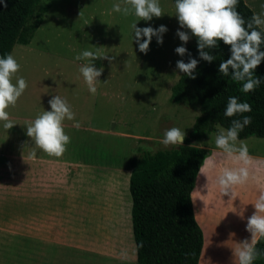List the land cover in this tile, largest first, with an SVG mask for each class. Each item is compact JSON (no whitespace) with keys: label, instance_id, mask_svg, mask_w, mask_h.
Here are the masks:
<instances>
[{"label":"rangeland","instance_id":"1","mask_svg":"<svg viewBox=\"0 0 264 264\" xmlns=\"http://www.w3.org/2000/svg\"><path fill=\"white\" fill-rule=\"evenodd\" d=\"M245 1L254 14L264 12V0ZM116 3L122 8L130 7L125 0L40 1L39 7L48 9L42 25L29 44H16L11 53L20 65L17 76L23 77L28 87L15 107L7 109L15 126L8 130L0 122V151L30 153L28 124L44 111H51L49 100L53 96H60L70 105L75 119H66L63 124L70 137L71 152L48 157L72 167V191L64 194L65 205L59 202L56 208L70 214L71 226H79L83 220V243L87 247L83 251V264H132L127 260L132 247V256L136 252L128 178L132 171L130 160L143 151L180 147L162 145L164 132L177 127L188 137L200 114L170 100L172 87L182 74L176 62L185 61L186 57L179 56L175 49L187 48L191 43L190 39L183 44L176 34L178 29L187 30L180 28L173 1L159 0L164 16L151 21L113 11ZM133 23L140 28L166 26L163 44L153 37L148 53H141L134 42ZM84 50L108 56L94 61L97 69L104 68L95 95L89 92L80 72L89 61L75 59ZM222 129L226 130L218 126L216 132L205 138L208 148L217 149L215 137ZM239 141H243L248 152L264 155V139L252 137L238 140L237 144ZM206 168L204 165L202 173ZM79 169H83L80 177L76 172ZM76 177L82 179L78 185ZM208 191L211 199L218 193L215 188ZM24 193V213L18 218V226H23L26 232L33 223L31 188L25 187ZM10 221L14 225L16 219ZM106 241L118 244L126 261L106 258L109 251L95 249L97 255L93 253V243L106 249ZM112 244L109 245L115 248ZM200 264L235 263L218 261L214 248L206 241Z\"/></svg>","mask_w":264,"mask_h":264},{"label":"trees","instance_id":"2","mask_svg":"<svg viewBox=\"0 0 264 264\" xmlns=\"http://www.w3.org/2000/svg\"><path fill=\"white\" fill-rule=\"evenodd\" d=\"M40 1L7 0L6 8L0 3V57L11 54L16 44L31 42L48 11L39 7ZM237 11L246 23L254 14L245 0H238ZM257 30L264 34L263 29ZM187 50L199 61L194 73L197 78L193 80L182 73L172 87L170 100L200 113L192 131L180 147L143 151L130 160L129 192L137 264H200L204 234L195 216L192 192L204 159L211 153L205 138L218 126L227 130L233 120L250 116L252 122L239 133L238 140L264 139V62L254 73L262 79L261 84L245 94L241 91L242 82L231 78V69L228 76L219 72L220 62L231 56L229 46L220 41L218 48L209 50L215 56L212 63L200 59L195 37ZM261 50L264 51V44ZM188 60L186 55L185 62ZM233 96L238 102L250 104L252 111L226 117L224 112ZM256 249L261 255L253 264H264V238L258 240Z\"/></svg>","mask_w":264,"mask_h":264},{"label":"clouds","instance_id":"3","mask_svg":"<svg viewBox=\"0 0 264 264\" xmlns=\"http://www.w3.org/2000/svg\"><path fill=\"white\" fill-rule=\"evenodd\" d=\"M3 6L7 7V0H0ZM130 7H121L119 3L113 4V11L128 16L134 14L140 21H151L154 17H163V9L159 0H125ZM238 0H175L176 16L181 29L177 30V36L183 44H187L192 37L197 40L200 59L208 63L215 60V56L209 50L216 49L222 41L230 47L231 56L219 64V72L228 76L231 69V78L236 82H242L241 91L245 94L254 91L262 82V79L254 75L258 66L264 62V51L261 45L264 44V34L257 29L264 28V12L253 14L249 21L237 11ZM81 15V13H80ZM246 25V26H245ZM134 42L138 45L141 53L147 54L153 37L157 38L158 44H163V34L168 29L161 25L158 29L152 27H137L132 24ZM189 33L191 35H189ZM146 38V39H145ZM95 47V46H94ZM175 52L184 57L188 55L186 63L183 59L176 62L180 73L188 78L196 79L194 73L197 70L199 61L191 57L187 48L179 46ZM108 59V56L100 57L99 52L84 50L75 57L76 60H87L89 63L80 68V72L88 86L89 92L96 94V84L100 82L104 68L97 69L94 61L97 59ZM20 65L13 55L7 54L0 57V122H3L5 129H12L15 125L10 120L7 109L15 107L19 98L23 95L28 85L23 77L17 76ZM15 78V83L13 79ZM51 111H44L38 115L26 127V135L31 138L35 147L42 150L49 156L61 157L67 150L70 137L64 131L63 122L74 120L75 114L70 105L60 96H53L49 100ZM252 111L250 104L238 102L236 97H229L224 115L233 117L236 114L249 113ZM250 116H244L242 120H233L227 130H221L215 137V146L233 159L239 167L224 168L217 177V184L222 189L223 195L234 194L233 189L242 186L249 180L248 165L251 158L248 156L247 146L239 139V133L245 126L250 125ZM78 126V125H77ZM185 133L177 127H172L164 132L160 141L165 147L183 145ZM195 144L190 147H194ZM35 156V151H33ZM204 165L214 169L216 164L211 157H205ZM255 211L247 219L246 231L251 234V239L237 243L233 249L235 264H253L261 253L256 249L260 238H264V194L252 204ZM178 219V218H177Z\"/></svg>","mask_w":264,"mask_h":264},{"label":"crops","instance_id":"4","mask_svg":"<svg viewBox=\"0 0 264 264\" xmlns=\"http://www.w3.org/2000/svg\"><path fill=\"white\" fill-rule=\"evenodd\" d=\"M29 146L30 153L23 150L8 154L0 151V264H83V251L87 250L83 243V220L79 226H71L68 220L70 214L56 208L59 202L65 205L64 194L72 191V167L49 158L35 147L32 140ZM208 149L211 151L208 157L214 160L216 167H207L202 173L203 164L192 192L195 216L204 234L201 258L207 241L214 248L218 261L235 263L233 249L238 246L237 243L251 239V234L246 231L247 219L255 211L252 204L264 194V155L248 152L251 158L249 180L235 187L231 197L223 195L217 177L224 168L240 165L220 149ZM70 152L68 145L64 154ZM81 170L76 171L78 177L82 175ZM130 176L131 171L129 182ZM75 181L78 185L82 179L76 177ZM25 187L31 188L33 218L32 226L26 232L23 226H18V218H22L24 213ZM209 188L218 192L212 199ZM78 200L82 202V199ZM13 218L16 219L14 225L9 222ZM111 243L116 247H111ZM111 243L106 241V249H100L103 247H97L95 243L91 248L95 255V249H99L109 251L106 258L124 260L120 246L114 241ZM133 251L132 247L127 260L137 264V254L134 252L132 256Z\"/></svg>","mask_w":264,"mask_h":264}]
</instances>
